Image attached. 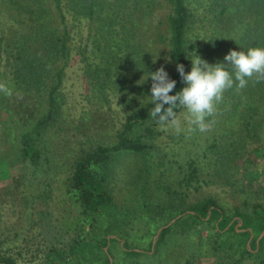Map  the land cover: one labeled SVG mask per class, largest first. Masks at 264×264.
<instances>
[{
    "label": "trees",
    "instance_id": "1",
    "mask_svg": "<svg viewBox=\"0 0 264 264\" xmlns=\"http://www.w3.org/2000/svg\"><path fill=\"white\" fill-rule=\"evenodd\" d=\"M155 1L149 6L147 0H0V60L6 67V79L25 97L43 96L46 105L30 128L15 134L23 160L34 168L47 161L43 137L64 123L62 86L73 56L83 64L93 96L109 102V91L115 85L120 91L127 90L131 107L113 143L80 145L73 155L65 191L79 208L76 237L49 243L45 249L24 235L25 245L16 246L1 237L0 247L7 243L0 249V264H196L201 257L212 258L209 264H264V198L258 197L248 176L259 154L263 156L261 168L252 169V177L264 176V82L250 80L243 89L234 86L226 91L231 95V107L226 110L237 114V131L211 136L200 164L189 159L184 165L186 185L192 180L207 182L200 173L208 167L211 179L222 177V184L245 195L240 205L223 206L214 197L187 204L177 197L179 193H173L165 204L143 200L140 214L128 215L113 199L109 186L115 161L125 154L140 155L148 170L151 155L156 156L152 153L160 131L149 115L154 107L150 72L163 66L176 81L170 93L175 95L185 86L176 66L183 64L189 72L190 53L215 64L224 62L230 50L264 47V0H206V12L216 30L199 47L194 41L195 49L192 25L206 15L198 19L192 8L202 0ZM160 1L167 10L163 18L156 13L152 22L150 16ZM83 20L88 22L87 35L74 52L71 41L83 28ZM94 41L98 42L100 62L92 65L91 51L86 54V50ZM247 139L253 144L250 147ZM211 153L217 156L212 158ZM239 156L243 158L242 178L231 170ZM162 163L156 156L155 164ZM145 186H140V197L148 196ZM18 236L15 233L10 239ZM145 237L148 242H140ZM182 240L193 243L197 250L190 249L180 262L167 263L166 252L182 248ZM116 244L121 253L114 251ZM112 250L115 260L111 262Z\"/></svg>",
    "mask_w": 264,
    "mask_h": 264
},
{
    "label": "rangeland",
    "instance_id": "2",
    "mask_svg": "<svg viewBox=\"0 0 264 264\" xmlns=\"http://www.w3.org/2000/svg\"><path fill=\"white\" fill-rule=\"evenodd\" d=\"M152 1L147 0L150 3L149 6L153 5ZM160 2L161 5H156L153 15L150 16L152 22L156 13L157 17L163 18L167 10L166 4ZM192 9L198 19L202 20L206 15L204 20L196 21L192 25L195 28L192 33L193 49H195L194 41L199 42L196 45L199 47L200 43L206 42L216 29L209 19L211 15L206 12L208 9L206 0L195 3ZM81 25L83 28L74 33L71 41L74 52L75 47L84 43L87 35L88 22L83 20ZM91 33L95 39L94 30ZM97 43V41L91 42L86 50V54L91 51L92 65L100 62V50L96 49ZM189 47L191 48V44ZM82 67L83 64L79 62L78 57L73 56L65 68L62 86L65 98L62 111L64 123L46 132L43 138L47 161L40 162L34 168L19 155L15 134L17 130L31 127L45 110V100L43 96L25 97L16 91L6 79V67L3 60H0V83H4L12 93L7 96L0 92V238L7 237L10 246L25 245L22 240L23 235L33 238L32 244H39L44 249L49 243L58 244L57 242L70 241L76 237L75 220L79 208L65 191L73 155L80 145L88 147L96 143H113L117 129L131 109L128 106L127 90L120 91L115 85L109 91V102H104L100 95L93 96L86 83ZM230 98V93L225 91L222 101L217 105V115L209 118L215 120L209 131L197 130L191 134L186 132L177 134L174 130L162 131L157 124L160 134L155 139V143L158 146L152 154L161 157L162 164L156 165V156L151 155L152 167L149 165L147 166L149 169L146 170L140 155L131 153L118 158L111 168L109 186L117 207L128 215H136L141 212L143 200L153 205L165 204L173 197V193H179L177 197L185 199L187 204L202 198L214 197L220 200L223 206L240 205L245 195L235 192L231 186L222 184V177L219 180L211 179L208 167L200 173L201 179H206L207 182L198 183L192 180L186 185L183 178L187 171L184 166L185 161L194 159L196 164H200L202 151L205 145L211 142V136L218 138L229 131H237V114L226 110L231 107L229 106ZM247 142L248 147L253 145L249 139ZM209 155L212 158L217 156L215 153ZM242 160L243 158L239 156L231 164V170L236 178L243 177ZM262 160L263 156L259 154L255 165L249 169L250 181H247L251 182V186L259 192L258 197L264 198L263 174L252 177V169L261 168ZM143 183L146 185L147 197H140V186ZM139 227H141L140 224ZM133 228L136 229L137 226L134 225ZM15 233L19 236L12 241L10 238ZM148 240L149 238L145 237L140 242L147 243ZM6 243L4 242L0 249H4ZM109 244L108 242L107 246ZM114 246L116 248L114 251L121 253L120 246L118 244ZM190 249H195L193 243L182 240V248L167 251L165 261L180 262ZM114 251L111 252V262L115 260L117 251ZM212 260L209 257H201L196 264H209Z\"/></svg>",
    "mask_w": 264,
    "mask_h": 264
},
{
    "label": "clouds",
    "instance_id": "3",
    "mask_svg": "<svg viewBox=\"0 0 264 264\" xmlns=\"http://www.w3.org/2000/svg\"><path fill=\"white\" fill-rule=\"evenodd\" d=\"M189 59V72H185L183 64L176 66L185 86L175 95L170 93L176 81L163 66L150 72V97L154 107L149 115L162 131L174 130L177 134L209 131L215 123L209 118L217 115V105L225 91L234 86L243 89L250 80L264 82V47L230 50L224 62L215 64H209L195 52L190 53ZM0 92L7 96L12 94L4 83H0Z\"/></svg>",
    "mask_w": 264,
    "mask_h": 264
},
{
    "label": "water",
    "instance_id": "4",
    "mask_svg": "<svg viewBox=\"0 0 264 264\" xmlns=\"http://www.w3.org/2000/svg\"><path fill=\"white\" fill-rule=\"evenodd\" d=\"M160 230V229H159ZM158 233L155 235L154 239H153V243L155 242L156 238H157ZM107 251V247L104 248ZM111 260V259H110Z\"/></svg>",
    "mask_w": 264,
    "mask_h": 264
}]
</instances>
